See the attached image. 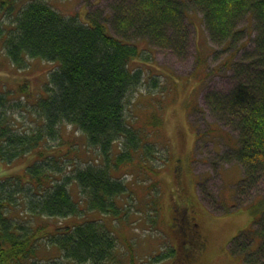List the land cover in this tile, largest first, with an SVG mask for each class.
Listing matches in <instances>:
<instances>
[{"label":"trees","instance_id":"16d2710c","mask_svg":"<svg viewBox=\"0 0 264 264\" xmlns=\"http://www.w3.org/2000/svg\"><path fill=\"white\" fill-rule=\"evenodd\" d=\"M192 1L213 43L230 48L241 42L247 24L253 31L248 49L228 60L235 81L226 92L205 95L216 120L236 133L228 145L232 158L228 152L223 158L240 165L238 192H248L264 181V0ZM87 16L63 13L48 0H0V57L18 70L33 58L53 64L35 94L26 81L14 91L0 89V161L22 163L18 172L0 176V264H138L108 226L123 222L130 210L121 203L128 185L114 171L134 163L138 175H156L164 156L151 140L158 117L135 127L125 114L128 95L143 80L141 69L129 65L139 54L129 38L144 36L183 54L189 36L184 0H117L107 16L110 26ZM68 127L84 135L99 160L76 163L70 152L77 143L63 136ZM152 180L148 189L155 190ZM259 194L250 203L260 206L252 209L254 225L244 232L256 246L245 240L235 246L242 264H264ZM84 210L99 216L82 218ZM38 216L79 220L48 229ZM173 217L179 218L176 209ZM48 245L57 255L40 257L39 248Z\"/></svg>","mask_w":264,"mask_h":264},{"label":"rangeland","instance_id":"374dc122","mask_svg":"<svg viewBox=\"0 0 264 264\" xmlns=\"http://www.w3.org/2000/svg\"><path fill=\"white\" fill-rule=\"evenodd\" d=\"M48 1L63 13H76L82 20L91 13L110 26L104 17L112 11L117 0ZM184 8L189 36L183 54L177 53L170 45L156 44L144 36L129 38L140 50L129 65L141 69L143 80L128 95L125 114L135 127L156 115L157 127L151 140L162 156L166 146L168 155L158 175H147L158 182L155 190L146 189L147 186L141 184L143 176L137 177L134 163L114 171L124 177L132 193L130 196L135 199L130 203V210L126 211L125 220L111 222L108 226L118 239V247L131 249L138 264H242L241 255L233 253L238 251L235 246L242 239L248 242L251 239L242 236L233 242L230 240L240 230L249 227L252 209L260 208L259 205L246 204L251 203L257 193L264 197V181L256 189L238 192L237 186L242 178L240 165L234 159L223 158L225 151L232 158L225 143L234 142L236 133L226 122L216 120L205 95L213 90L226 92L235 81L236 74L232 68L228 69V64L248 49L253 31L247 24L241 42L234 44L237 49L230 55L234 45L228 48L209 40L202 13L193 1L184 0ZM245 39L246 46H239ZM52 66L48 61L33 58L26 68L18 70L0 57V87L12 88L26 81L27 90L41 91ZM63 136L77 143L70 152L76 163L95 161L97 150L86 144L83 134L68 127ZM21 166V160L11 164L0 161V175L18 172ZM76 192L77 188H74V196H77ZM123 202L124 198L121 199ZM176 207L194 216L204 241L202 249L188 259L184 255L183 238L178 236L179 223L173 221ZM83 214L82 218L99 216L92 210H84ZM75 220L79 219L74 216L61 219L38 216L36 219L48 229L61 221ZM38 255L47 259L57 255V250L51 245L42 246Z\"/></svg>","mask_w":264,"mask_h":264},{"label":"flooded vegetation","instance_id":"af4514ba","mask_svg":"<svg viewBox=\"0 0 264 264\" xmlns=\"http://www.w3.org/2000/svg\"><path fill=\"white\" fill-rule=\"evenodd\" d=\"M180 219L183 227L186 229L188 239L190 240L191 247H198L202 244V240L199 238V234L195 228L196 223L191 220L185 213H180Z\"/></svg>","mask_w":264,"mask_h":264}]
</instances>
